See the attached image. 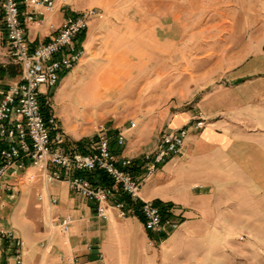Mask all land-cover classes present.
Segmentation results:
<instances>
[{"label": "crops", "instance_id": "0c3cea01", "mask_svg": "<svg viewBox=\"0 0 264 264\" xmlns=\"http://www.w3.org/2000/svg\"><path fill=\"white\" fill-rule=\"evenodd\" d=\"M196 1L62 0L41 25L27 23L26 38L35 47L53 37L48 25L59 27L68 15L88 9L103 15L90 21L80 38L85 50L81 62L61 77L56 88H42L52 108L58 92L67 84L65 94L70 89L77 90L92 66L110 65V60L128 57L127 50L148 47L146 36L156 33V28L163 34L167 26L172 33L181 32L182 28L189 44L196 41V10L192 14L182 10L191 2L196 9ZM166 18L171 19L167 26ZM132 36L140 39L143 46L134 47ZM217 43L218 49H246L244 42L231 46L224 41ZM211 44L212 41H205L202 47L207 49ZM145 59L144 64H148ZM5 61V37L0 22V68L16 67H3ZM249 62L235 66L226 79L228 86L213 89L192 106L172 112L154 143L152 134L147 136L143 130L108 129L111 135H124L122 147L116 146L114 140L111 145L118 158L134 161L133 174L140 181L139 197L152 201L179 222L177 230H166L164 239L147 232L132 208L126 218H120L113 209L108 210L107 220L97 218L93 203L73 193L66 182L46 183L33 167L23 173L19 183L5 177L16 197L10 200L7 192L0 191V229L14 230L22 239L24 264H157L159 255L160 264H196L191 263L192 258L216 256L215 252L229 239L228 226L245 224L244 209H254L255 202L258 205L264 201V78L254 76L255 65L247 67ZM16 69L15 77L0 76V96L7 84L18 79ZM102 96L95 91L92 99L99 105ZM199 117H203L205 124L195 129ZM182 127L187 129L188 136L181 152L146 175L141 155L146 147H155L163 133ZM68 131L76 132L70 128ZM67 135L76 149L77 142H83V147L90 142L85 140L84 132H76L74 137ZM30 175L34 178L27 181ZM120 196L112 197L110 203L121 200ZM50 197L56 200L55 204L49 202ZM65 216L73 222L69 232L63 234L53 226V221ZM11 254L10 243L0 238V264H12Z\"/></svg>", "mask_w": 264, "mask_h": 264}, {"label": "built area", "instance_id": "2783aa9c", "mask_svg": "<svg viewBox=\"0 0 264 264\" xmlns=\"http://www.w3.org/2000/svg\"><path fill=\"white\" fill-rule=\"evenodd\" d=\"M62 0H0V22L4 31L7 61L2 66L15 65L19 70L16 81L7 84L0 96V191L8 193L14 200L12 185L5 182L9 176L16 182L22 181L23 173L29 168L37 169L42 179L52 185L66 182L69 189L94 204L97 218L107 220L108 210L113 209L120 218L131 211L125 202L112 197L125 195L132 202L140 203L139 213L147 232L156 235L175 231L179 222L162 211L152 201L139 197L140 181L134 176L135 166L131 158H118L111 143L118 147L124 144L122 132L111 135L99 126L94 137L86 143L83 151L69 143L45 92L57 87L61 77L78 65L85 56L80 43L90 21L101 19L102 13L88 9L65 17L59 27L48 25L53 37L47 42L32 47L26 38V24L41 25L45 16L51 14ZM37 18H41L38 20ZM199 117L195 129L204 126ZM130 123L128 129L134 128ZM188 136L185 127L161 135L159 142L142 155V168L146 175L154 173L171 157L178 155ZM114 140V141H113ZM95 172H102L111 184L101 185L90 179ZM34 176H27V181ZM42 200V196H38ZM51 204L56 200L49 199ZM73 219L65 216L53 221L61 233L69 232ZM0 238L11 245L12 264H24L22 249L24 242L14 230L0 229Z\"/></svg>", "mask_w": 264, "mask_h": 264}, {"label": "rangeland", "instance_id": "374dc122", "mask_svg": "<svg viewBox=\"0 0 264 264\" xmlns=\"http://www.w3.org/2000/svg\"><path fill=\"white\" fill-rule=\"evenodd\" d=\"M195 5L196 9L193 2L182 9L184 14L196 10L193 43L184 38L182 28L172 33L167 26L171 19L166 18V33L155 27L157 32L146 36L148 47L127 50L128 57L110 60V65L92 66L77 90L65 94L68 84L63 87L52 105L64 130L72 137L84 132L85 140L90 141L99 126L123 131L132 122L135 127L130 131L152 134L154 143L172 112L192 106L213 89L228 86L226 79L236 65L250 60L247 67L255 65L254 76L264 78V0H198ZM205 41H212L210 48L202 47ZM218 41L229 46L244 42L246 49H218ZM131 43L143 46L135 36ZM146 57L148 64H144ZM119 62L126 64H113ZM95 91L103 93L99 105L92 99ZM153 148L146 147L141 155ZM243 213L245 224L228 226L229 239L216 256L192 258L191 263L264 264V201L255 202L254 209L246 208Z\"/></svg>", "mask_w": 264, "mask_h": 264}, {"label": "trees", "instance_id": "16d2710c", "mask_svg": "<svg viewBox=\"0 0 264 264\" xmlns=\"http://www.w3.org/2000/svg\"><path fill=\"white\" fill-rule=\"evenodd\" d=\"M5 75L10 76V77H15L17 75L16 67L9 66L6 68H0V76L4 77ZM82 144H83V142H77V144H76L78 147V150H80V151H83V145ZM132 171H134V168H132ZM90 179L92 181H96L97 183L102 184V185H106V186L111 184L110 180L102 172H95L93 174V176L90 177ZM120 198L123 202L126 203L128 208H132L134 210L135 215H137L140 218V220H143L140 213H139L140 203L132 202L125 195H121ZM163 216H165V213L162 212V217ZM161 238L164 239L165 235H162Z\"/></svg>", "mask_w": 264, "mask_h": 264}, {"label": "bare ground", "instance_id": "6f19581e", "mask_svg": "<svg viewBox=\"0 0 264 264\" xmlns=\"http://www.w3.org/2000/svg\"><path fill=\"white\" fill-rule=\"evenodd\" d=\"M103 89V88H102Z\"/></svg>", "mask_w": 264, "mask_h": 264}]
</instances>
